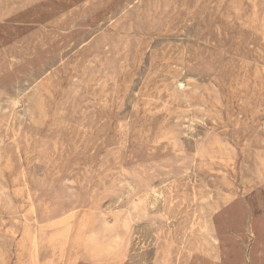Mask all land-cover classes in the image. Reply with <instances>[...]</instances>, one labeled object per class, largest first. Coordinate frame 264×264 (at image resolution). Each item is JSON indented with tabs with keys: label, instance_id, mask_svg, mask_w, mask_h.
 Instances as JSON below:
<instances>
[{
	"label": "rangeland",
	"instance_id": "374dc122",
	"mask_svg": "<svg viewBox=\"0 0 264 264\" xmlns=\"http://www.w3.org/2000/svg\"><path fill=\"white\" fill-rule=\"evenodd\" d=\"M99 1L0 0V72L22 61L33 68L0 86V264H27L30 188L66 187L86 201L85 176L111 153L153 185L167 179L161 195L127 196L102 242L77 235L61 257L48 252L38 264H264V216L253 217L246 199L254 152L264 150L263 36L212 4L198 13L178 5L151 31L122 30L112 22L136 0ZM101 31L118 33L131 55L96 69L115 76L89 94V43ZM77 88L87 130L77 126L79 106L69 107ZM171 118L178 146L160 138Z\"/></svg>",
	"mask_w": 264,
	"mask_h": 264
},
{
	"label": "bare ground",
	"instance_id": "6f19581e",
	"mask_svg": "<svg viewBox=\"0 0 264 264\" xmlns=\"http://www.w3.org/2000/svg\"><path fill=\"white\" fill-rule=\"evenodd\" d=\"M210 4H212V7L214 8L213 11L217 15H220L221 17L238 26L241 25L250 28L252 31L257 32L264 38V0H195L193 2H190L189 0H136L133 4L127 6L122 14L112 22V25L115 28L122 30L140 32L144 30L151 31L158 28L164 19L178 5L184 6L188 11L198 13L203 6L208 7ZM45 8L47 10V7ZM84 39L86 40V38ZM58 43L59 41L56 42V45H58ZM89 46L94 49V55L87 59L85 68H87L89 73L87 75L88 80L91 79V81H89L90 86L86 85V90H89L88 93L91 94L90 90L98 91L103 89L104 84H100V81L104 80L105 78L111 80L115 76V72L104 76L102 74H94L93 72L96 69L104 70V68H106L105 70H107L109 68H116V61L119 58L130 57L131 54L128 50L123 48L122 39L118 33H106L104 31L98 32V35L92 37ZM177 51H179V49ZM36 57L37 56H35V58ZM121 64H123V62H121ZM180 85H182V83ZM79 90L80 89L77 88L72 94L69 107L77 108L79 106V108L74 111L75 114L81 113V115L78 116L80 117L81 121L79 120V122H77V126L80 129L83 128L87 130L89 124H87L85 120L87 119L88 114L85 109H81L80 107V98L77 96L79 94ZM13 100L15 103H18V94L13 97ZM262 108L264 109V106ZM90 111L92 110L90 109ZM122 126L126 128V124H122ZM195 129L194 121L190 119V122L187 125V134L192 135V138L194 136ZM179 134V127L177 123L171 118V120L164 123L160 138L169 145L178 146L180 141L178 139ZM113 155L111 153V155L109 154L103 157L100 167L98 168L99 171L97 172V175L85 176L84 183L87 185L86 191L90 194V197L86 199V201L73 199V193H70L66 187L52 189L48 188L45 183H40L37 186L30 188V193H32L31 195L34 204V217L22 244L23 257L27 264H38L39 260L48 252H50V261L61 257L63 254V248L66 245L71 247L73 240L77 235L80 234L88 235L91 244H96L98 241L102 242L109 229L110 219H115L114 211L116 210L118 204L121 203L127 196H135L141 192L148 195L152 194L154 196L161 195L162 187L166 183L167 179H163L159 183L153 185V183H151V181L147 178L143 169H138L134 166L122 167L116 161L117 157ZM253 173L255 175L254 180L256 182V187H254L252 192L246 197L247 204L253 217H263L264 150H256L254 152ZM11 174H13V171ZM8 208L9 207H7V209ZM88 216L90 217L88 218L89 222L87 224L85 219Z\"/></svg>",
	"mask_w": 264,
	"mask_h": 264
},
{
	"label": "crops",
	"instance_id": "0c3cea01",
	"mask_svg": "<svg viewBox=\"0 0 264 264\" xmlns=\"http://www.w3.org/2000/svg\"><path fill=\"white\" fill-rule=\"evenodd\" d=\"M17 45L18 44H15L10 48H8V46L6 45L5 46L7 48V51H14ZM1 54H3L2 51ZM32 70L33 68H29V65L26 63L24 64V61L15 63L14 65L5 68L2 73L0 72V86L6 87L8 85H11L17 80L22 79L24 76H28V74Z\"/></svg>",
	"mask_w": 264,
	"mask_h": 264
}]
</instances>
